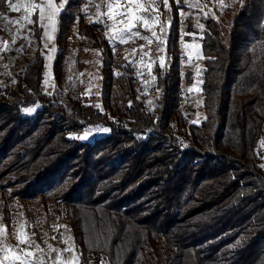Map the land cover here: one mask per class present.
Returning a JSON list of instances; mask_svg holds the SVG:
<instances>
[{
    "label": "trees",
    "instance_id": "obj_1",
    "mask_svg": "<svg viewBox=\"0 0 264 264\" xmlns=\"http://www.w3.org/2000/svg\"><path fill=\"white\" fill-rule=\"evenodd\" d=\"M85 3L67 0L59 16L53 74L60 85L77 23L83 47L100 49L102 107L45 92L40 52L16 87L0 90L6 218L15 200L52 206L95 264H264V0H239L228 22L205 21L200 123L183 110L185 7L172 3L169 64L156 71L147 111L134 65L84 25ZM92 125L110 133L68 135Z\"/></svg>",
    "mask_w": 264,
    "mask_h": 264
},
{
    "label": "rangeland",
    "instance_id": "obj_2",
    "mask_svg": "<svg viewBox=\"0 0 264 264\" xmlns=\"http://www.w3.org/2000/svg\"><path fill=\"white\" fill-rule=\"evenodd\" d=\"M238 2L239 0H138V8L130 0H118V7L117 0H86L83 6V23L86 27L93 26L99 41L108 42L113 50L123 55L125 61L134 65L139 78V99L146 110L150 111L158 94L154 88L156 71L167 68L169 64L166 41L172 3L184 6L185 8L179 9L182 26L183 110L190 121L200 123L204 118L201 86L205 68L200 39L205 21L216 19L228 22L238 14V11L232 10ZM32 3L46 4L47 0H19L14 4L17 6L15 10L10 8L0 19V90H4L6 86L16 87L27 64L40 52L45 59V92L55 95L67 106H71L75 100H82L101 108L100 49L83 47V35L79 31V24L75 23L69 40L66 72L62 83L57 85L53 74V64L58 53L56 35L59 16L66 2L52 0L53 8H45V19L42 22L39 21V9L34 10L29 6ZM62 3L64 7L60 8ZM108 4L113 5L114 16L127 7L138 16L151 17L146 29L140 22L138 29L133 31L139 30L141 36L150 38L152 43L149 44L138 36L129 38L123 32L124 24L117 23L115 19L109 20ZM96 5L101 7L97 8ZM51 11H55V15L49 18L48 13ZM29 20L33 22L29 23ZM10 21L14 23H9ZM94 25H97L96 28ZM26 109H34L31 114L24 109L25 116H32L39 105ZM104 128L107 127L92 125L68 135L79 139L86 129H91L86 139L79 140L92 142L110 133V130L107 133L98 131ZM257 149L264 170V135L258 141ZM4 206L0 192V264H19L14 259L15 256H21L32 264H95L80 252L74 242L71 227L52 206L15 200L9 206L7 218ZM19 240H24L25 243L21 244ZM24 251H31L33 255L26 257ZM5 255L8 256L7 260L4 259ZM100 264L108 263L104 260Z\"/></svg>",
    "mask_w": 264,
    "mask_h": 264
},
{
    "label": "snow or ice",
    "instance_id": "obj_3",
    "mask_svg": "<svg viewBox=\"0 0 264 264\" xmlns=\"http://www.w3.org/2000/svg\"><path fill=\"white\" fill-rule=\"evenodd\" d=\"M65 2H66V0H65ZM130 3L136 4L138 8L140 7L138 0H130ZM29 6L34 10L39 9V21H41V22L45 19V11H44L45 8H48V9L53 8L52 0H47L46 4L32 3ZM9 7L13 8L15 10V8L17 6L10 3ZM59 7L63 8L64 4L63 3L60 4ZM96 7L99 8V7H101V5H96ZM117 7H118V0H117ZM107 9H108L107 16H108L109 20L115 19L117 23L124 24L125 27L123 29V32L127 33L129 38H131L133 36H138L142 39H145L149 44L152 43V40L150 38H148L146 36H141V33L139 30L133 31L134 29H138L140 22H142L143 27L146 29L148 26V21H149V19H151V17L138 16L131 9H129L127 7L124 8L123 10L119 11L114 16L113 11H112V9H113L112 4H108ZM57 11H58V9H57ZM53 15H55V11H51L48 13L49 18H51ZM98 15H99V13H98ZM117 17H119V18H117ZM32 22L33 21L29 20V23H32ZM154 22L155 21L153 20V23ZM9 23H14V22L10 21ZM153 35H155V33H153ZM123 39H124V36L122 35L121 40L123 41ZM33 111H34V109H25V112H27L28 114H31ZM91 131H92L91 129H86L84 132V135L80 136L79 139H81V140L86 139ZM98 131H103V132L107 133L109 131V129L108 128H104L102 130L98 129ZM72 138H76V137H72ZM18 242L21 244L25 243L24 240H19ZM237 243H239V241H237ZM32 255H33V253L31 251H24V256L30 257ZM4 259L7 260L8 256L5 255ZM14 259L17 260L19 262V264H32L31 261H26L21 256H15ZM58 260H59V256L57 257V262H58Z\"/></svg>",
    "mask_w": 264,
    "mask_h": 264
},
{
    "label": "built area",
    "instance_id": "obj_4",
    "mask_svg": "<svg viewBox=\"0 0 264 264\" xmlns=\"http://www.w3.org/2000/svg\"><path fill=\"white\" fill-rule=\"evenodd\" d=\"M19 0H4L0 1V16L6 15L8 10L11 8L9 7V4H16Z\"/></svg>",
    "mask_w": 264,
    "mask_h": 264
}]
</instances>
